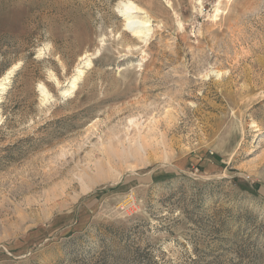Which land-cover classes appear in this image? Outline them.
Listing matches in <instances>:
<instances>
[{
  "label": "rangeland",
  "instance_id": "374dc122",
  "mask_svg": "<svg viewBox=\"0 0 264 264\" xmlns=\"http://www.w3.org/2000/svg\"><path fill=\"white\" fill-rule=\"evenodd\" d=\"M119 1L0 0V264H264V0Z\"/></svg>",
  "mask_w": 264,
  "mask_h": 264
},
{
  "label": "bare ground",
  "instance_id": "6f19581e",
  "mask_svg": "<svg viewBox=\"0 0 264 264\" xmlns=\"http://www.w3.org/2000/svg\"><path fill=\"white\" fill-rule=\"evenodd\" d=\"M117 7L121 15L123 16L124 19L123 25L131 33L133 37L135 38L137 37L139 39L142 37H146V35H148V32L150 31V16L143 7L139 6L138 4H136L131 0H125V1L120 0ZM82 73H83L82 70L80 69L77 70V74L71 77V80L69 81L70 83L69 88L62 91L63 94H68L70 92L71 93L73 92V90L77 86L76 85L77 80L82 75ZM6 76H4L2 80H6ZM2 82H0V85H3ZM39 90L40 92L43 93V95H45V97L49 94L45 86H43L42 84H39Z\"/></svg>",
  "mask_w": 264,
  "mask_h": 264
}]
</instances>
